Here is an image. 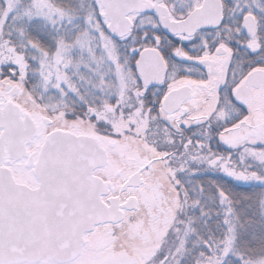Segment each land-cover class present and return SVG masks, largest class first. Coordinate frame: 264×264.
<instances>
[{
  "label": "snow or ice",
  "instance_id": "snow-or-ice-1",
  "mask_svg": "<svg viewBox=\"0 0 264 264\" xmlns=\"http://www.w3.org/2000/svg\"><path fill=\"white\" fill-rule=\"evenodd\" d=\"M0 264H264V0H0Z\"/></svg>",
  "mask_w": 264,
  "mask_h": 264
}]
</instances>
